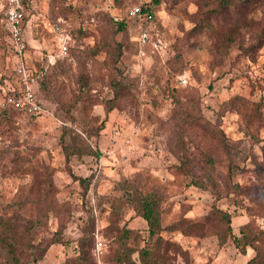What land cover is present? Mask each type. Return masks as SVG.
Returning <instances> with one entry per match:
<instances>
[{
	"label": "rangeland",
	"instance_id": "1",
	"mask_svg": "<svg viewBox=\"0 0 264 264\" xmlns=\"http://www.w3.org/2000/svg\"><path fill=\"white\" fill-rule=\"evenodd\" d=\"M149 2L24 0L22 55L0 16V235L13 240L19 264H81L84 230L90 264H114L121 249L143 264L139 250L152 239L127 201L133 194L158 199L162 243L153 264H247L254 256L264 264V0L216 18L204 11L218 0H160L141 44L129 11ZM202 19L212 29L192 31ZM58 23L71 51L47 66ZM20 62L44 73L36 89L43 110L34 115L1 105L19 86ZM114 81L120 95L107 112ZM185 111L219 128L231 154L185 121ZM83 139L94 154L67 160L63 145ZM75 176L90 179L86 192ZM216 211L230 215V234ZM242 233L244 246L234 241ZM0 264H12L1 244Z\"/></svg>",
	"mask_w": 264,
	"mask_h": 264
},
{
	"label": "trees",
	"instance_id": "2",
	"mask_svg": "<svg viewBox=\"0 0 264 264\" xmlns=\"http://www.w3.org/2000/svg\"><path fill=\"white\" fill-rule=\"evenodd\" d=\"M22 1L24 2V0H22ZM253 1L256 2L258 0H218L215 7L206 9L204 11V13H206L208 15H212L213 17L216 18L220 13L226 11L229 8L238 7L244 3H249V2H253ZM159 3H160V0H151V2L148 3V5L150 7V14L152 16H153V8L155 6H158ZM0 16H1V11H0ZM24 21H25V16L23 17V26H24ZM124 23L125 22H119L117 29L124 30L125 29ZM211 29H212V27L209 25L208 22L205 21V19H202L200 22L196 23L192 27V31H196L198 33H201L203 31H208ZM5 30H6V28H5ZM63 31L65 33H67L65 30H63ZM7 34H8V32H7ZM225 38L227 39V41H230V40H232L233 37L229 36L227 38L224 36V39ZM258 41H261L260 35L258 36ZM226 45L227 44H225V46ZM257 46H258L257 43H253V44H251V45H249L243 49L245 51H250L252 49L254 50ZM70 47H71V45L69 44L67 54L61 58L62 60L67 59V57L69 56L70 51H71ZM121 53H122V45H121V43H119V44H117V54L120 55ZM57 59H60V58H56L53 63H49L47 58H46L47 66L56 63ZM62 60H59V61H62ZM38 71H42V70L40 69ZM40 79H41V77L38 79V84H39ZM120 86H122V84L119 81H114L112 83V87L114 89V96L107 101V104H106V111L107 112H110L115 107L114 102H115V99L118 98L120 95L119 94V89L121 88ZM16 89H18V87L13 88L12 90H8L6 93L11 94ZM40 104H41V102H40ZM14 111H16L19 114H24L23 112H21L19 110H14ZM255 111H256V113L258 112L257 109ZM184 116H185V121L190 122L192 126L198 127L203 132H206L207 134L212 136L216 140V142L218 143L220 149H222L228 155L231 154L232 144L228 141L225 134L219 128H217L215 125H212L210 123V121H208L204 117H201L196 112L185 111ZM82 143L83 144H79L76 146H71V145H67V144L63 145L64 154H65V157L67 160L69 159V157L71 155H74V154H94L93 149L84 143V139H83ZM208 161L210 164L213 163V159H211V158H208ZM233 165H234V163L232 161H230L228 164L229 175L232 174V172H233V169H234ZM180 169H182V171H184V172H187L185 164L181 165ZM74 178L78 179L80 181V183L83 185L84 192H86L89 189V184H90L89 178H82V177H76V176ZM205 178L210 180L209 182H206V183L210 184V186H212V187H215L213 184L214 182L212 181V178H211L209 173H205ZM192 181L196 185H201V180L195 175L193 176ZM205 185L207 186V184H205ZM127 201L130 203H134L136 205V208H137L139 214L147 222L148 234H149L148 239H152V246H150V244L147 243V246H150V247L144 246L141 250H139V255H140V259L143 262V264H153L154 259L152 257V254L154 252V248H157L158 247L157 245L162 243V238L160 236V232L162 231V226H161L160 211L158 209V199L156 196H154L152 194H139V196L137 194H133V195L128 197ZM119 206H120V204L118 203V201L116 199H113L112 211L117 210V208H119ZM215 215L225 225V230L227 231V233L230 234L231 233L230 215L228 213L222 212V211H216ZM86 232L87 231L84 230V232H83L84 234L80 237L79 246H78L79 247L78 248L79 258H80L79 260H80L81 264H90L89 255H88L89 250L85 244L86 238L88 237ZM129 232H130L129 230H124L123 237L124 238L127 237V234ZM234 241L236 242L237 245L242 243L243 246L250 243V240L245 233H242L241 238L234 237ZM0 244L2 246H4V248L7 250L8 254L10 256V259L12 260V264H19V259H18V256L16 254V250L14 247L15 245H14L13 240H10L5 235H0ZM127 253H128V250L127 251H125L124 249L118 250L114 256V264H126L128 262L130 264H133L129 260ZM257 262H258V258L256 256H254L248 260L247 264H256Z\"/></svg>",
	"mask_w": 264,
	"mask_h": 264
},
{
	"label": "built area",
	"instance_id": "3",
	"mask_svg": "<svg viewBox=\"0 0 264 264\" xmlns=\"http://www.w3.org/2000/svg\"><path fill=\"white\" fill-rule=\"evenodd\" d=\"M1 18L5 28L9 34V38L13 49L19 55H22L25 50V42L23 38V17L24 5L22 0H1ZM129 13L138 19L139 41L141 44L149 42V30L143 28L145 20L150 19L149 6L134 5ZM54 30L58 34V44L55 50L47 56L49 63H53L56 58H62L67 54L70 42V36L63 31L60 24L54 25ZM19 80L18 89L13 93L4 94L2 106L14 110H19L27 115H34L43 110L40 100L36 95L38 79L43 74L42 71H37L25 66L23 62L18 64L16 69ZM99 248L101 243H97Z\"/></svg>",
	"mask_w": 264,
	"mask_h": 264
},
{
	"label": "crops",
	"instance_id": "4",
	"mask_svg": "<svg viewBox=\"0 0 264 264\" xmlns=\"http://www.w3.org/2000/svg\"><path fill=\"white\" fill-rule=\"evenodd\" d=\"M50 54V53H49ZM49 54H47V56L49 55ZM6 94V93H5Z\"/></svg>",
	"mask_w": 264,
	"mask_h": 264
}]
</instances>
